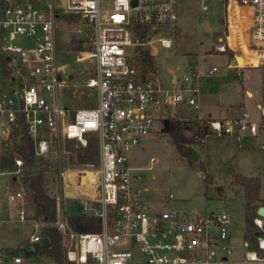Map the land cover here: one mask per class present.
Returning a JSON list of instances; mask_svg holds the SVG:
<instances>
[{
  "label": "built area",
  "instance_id": "1",
  "mask_svg": "<svg viewBox=\"0 0 264 264\" xmlns=\"http://www.w3.org/2000/svg\"><path fill=\"white\" fill-rule=\"evenodd\" d=\"M176 4L177 0H7L0 4V55L8 62L7 87L0 90V145H11L18 130L24 129L38 161L47 157L51 145L60 148L61 140L85 146V137L95 135L93 168L59 170L64 195L82 201L100 219L94 232H72L62 217L58 219L68 262L132 264L134 247L145 264H264L263 216L256 213L253 229L236 243L226 210L186 217L173 210L154 211L142 189L133 184L141 167L129 163L130 154L157 130V121L165 123L173 115L171 109L186 108L197 126L205 128L193 133L201 145L211 136H227L238 147L254 141L264 150V112L257 121L245 110L223 119L198 117L199 82L216 71L215 66L201 73H183L172 87L160 81L153 67L142 70L135 48L153 41L170 46V39L155 36L159 26L177 19ZM224 4L228 29L231 7L242 16L238 29L245 23L246 42L238 41L237 53L241 58L245 55L244 64L264 67V0H224ZM200 9L206 15V0H201ZM60 14L80 19L85 38L79 53L84 54L77 60L94 59L92 75L81 84L93 90L92 106L71 108L60 97L61 87L80 88L71 83L72 74L62 75L57 63L55 21ZM227 48V41L217 46L223 53ZM159 109L162 112L157 114ZM41 130L45 136L39 135ZM154 161L150 157L147 168ZM14 162L18 173L23 161L15 158ZM24 196L19 188L6 197L12 203L22 202ZM1 211L0 205V218ZM17 216L25 221L23 206ZM42 238L35 225L26 251ZM7 261L17 264L22 256L0 245V264Z\"/></svg>",
  "mask_w": 264,
  "mask_h": 264
},
{
  "label": "rangeland",
  "instance_id": "2",
  "mask_svg": "<svg viewBox=\"0 0 264 264\" xmlns=\"http://www.w3.org/2000/svg\"><path fill=\"white\" fill-rule=\"evenodd\" d=\"M200 2L201 0H177V19L170 24L159 26L155 36V38L170 39V46L163 47L159 42L153 41L136 47V53L143 54L147 51L151 55L155 72L160 81L168 87H171L173 76L178 81L183 73H201L215 66L217 70L212 74L204 75L199 82L198 88L204 78L209 85L212 83V94L205 95L206 98L200 95L202 92L198 90L199 100H205L200 105V109L212 110L216 116L218 112L224 114L225 109L232 106L229 108L231 111L236 106L235 109L240 112L245 109L251 112V115L255 116L253 120L257 121L262 117V109L264 110V67L231 68L230 66L237 63L236 55L230 53L228 60L231 65H226L228 62L218 54L217 50V46L225 41L235 47L237 43L238 47L241 43L244 44L242 41L246 39L245 23L242 30L237 27L243 21L242 16L236 8L231 7L230 29H228L224 20L226 10L224 0H206L208 5L206 15L200 9ZM55 34L56 58L61 73L63 76L72 74L71 83L80 85L77 91L71 85L61 87L60 97L63 103L71 108L94 105L93 90L81 86L84 79L92 75L94 59L77 60L84 54L79 51H82L81 44L85 38L79 17L74 14L58 15L55 21ZM238 41L241 43L239 44ZM242 48L245 50L244 46ZM209 54L212 56H206ZM239 59L241 63L246 62L245 55ZM7 63L5 57L0 55V90L7 87ZM148 68L142 66L143 71H148ZM149 70L151 71L152 67ZM247 90L251 95H248ZM170 111L173 115L168 116L165 123L157 121V130L144 138L130 154L129 163L141 167L137 172L140 178H134L133 184L142 189L144 200L150 209H171L180 217L205 211L226 210L231 220L232 237L236 243H239L238 241L246 238L245 234L253 229V224L248 230L246 229L245 215L254 218L257 209L264 207V150L259 147V143L253 141L247 146H253L255 150L251 151V154L240 155L245 146L238 147L227 136H211L201 145L193 136L195 131L200 133L198 123L189 116L187 109L180 107ZM161 112L162 109H159L157 114ZM229 117L233 116L229 115ZM172 124H177L190 141L186 144V148L195 154L194 158L178 154L172 143L170 133ZM39 135L45 136L46 131L41 130ZM93 136L95 135L86 136V141L88 142ZM8 153L17 156L12 145H0V154ZM150 157H154L155 161L151 163L150 168H147L150 165ZM94 164L82 165L75 152V142L61 140L60 148L56 144L51 145L47 157L35 160L33 167L22 166L18 173L14 166L0 168V200L4 207L9 203L6 197L8 192L19 188L25 192L22 204L20 201L9 203L10 213L1 215L0 245L8 246L6 250L9 252L18 251L23 255L21 264H59L46 253L26 257L24 253L29 237L35 225H38L40 235L47 237L50 228L56 227L58 230L56 224L61 217L69 228L70 216L77 213L87 216L95 214L94 211H89L82 201L65 196L59 182L60 169L66 167L91 169ZM35 173H42L44 191L56 199L55 222L46 221L44 213L32 201L31 191L25 179ZM235 173L258 175L262 179L261 196L259 194L262 200L251 203L247 210L242 187L232 182ZM169 194L172 198H169ZM20 206H23L26 212L25 221L18 219L17 210ZM12 218L15 222H10ZM59 236L62 264H76L64 259L65 252L60 233ZM132 251V264H145L144 257L137 249L133 247Z\"/></svg>",
  "mask_w": 264,
  "mask_h": 264
},
{
  "label": "trees",
  "instance_id": "3",
  "mask_svg": "<svg viewBox=\"0 0 264 264\" xmlns=\"http://www.w3.org/2000/svg\"><path fill=\"white\" fill-rule=\"evenodd\" d=\"M2 1V0H0ZM226 52L235 54L231 49L227 48ZM137 61L144 67H153L151 55L146 51L145 53H139ZM200 129V127L198 126ZM200 131L205 132V128H201ZM170 133L172 143L176 147V150L180 156L192 157L187 152L186 144L190 142L188 138L183 134L182 129L177 124L170 126ZM95 136L90 137L85 146H77L75 144V152L77 158L82 165L94 164L97 162V144L94 139ZM13 151L17 156L14 157L11 153L0 154V168H11L14 166V159L20 158L23 161V167H31L35 163L34 157V144L32 139L26 135L24 129L18 130L16 139L12 142ZM33 167V166H32ZM25 182L29 190L31 191V198L35 206L44 213L45 220L49 222H55L57 216L56 199L50 197L43 187L42 173H35L26 177ZM232 182L234 185L242 187L243 200L245 201L246 210L250 208V204L256 201H261L260 193V179L258 177H248L241 173L233 174ZM245 225L248 230L252 226V218L245 215ZM100 228V219L97 216H87L83 213H77L69 217V229L77 232H94ZM60 233V232H59ZM56 227L50 228L47 234L49 239V247L45 252L48 256L54 258L56 262L62 264V254L60 248V236Z\"/></svg>",
  "mask_w": 264,
  "mask_h": 264
},
{
  "label": "crops",
  "instance_id": "4",
  "mask_svg": "<svg viewBox=\"0 0 264 264\" xmlns=\"http://www.w3.org/2000/svg\"><path fill=\"white\" fill-rule=\"evenodd\" d=\"M7 2V0H2V1H0V4L1 5H4L5 3ZM245 40V39H244ZM244 43L246 42V40L245 41H243ZM237 47H235V46H231L230 45V49L232 50V51H234L235 53L237 52V50H235ZM218 54L223 58L224 57V59L226 60V62H228L226 65H231L230 64V61L228 60V58H229V56H230V53L229 52H218ZM206 56H212V54H209V55H206ZM239 58H241L240 56H239V54L237 53V56H236V59H237V63L235 64V65H233V66H230L231 68H235V69H242V68H257V67H263V66H254V65H246V64H244V63H241L240 62V59ZM212 66V64H210V66L209 67H211ZM154 71H155V69H154ZM175 84H177V80L175 81V76H173L172 77V80H171V87L172 86H174ZM168 87V86H167ZM215 88V87H214ZM201 91L200 92H202V94H200V95H203L204 96V98H206L205 97V95H207V94H212V83L209 85V83H206L205 82V78L203 79V81L201 82V84H200V88H199ZM247 93H248V95H251V93H250V91H248L247 90ZM199 102H200V105L201 104H203L204 102H205V100H202V99H200L199 100ZM235 107L236 106H234V108H233V110H231L230 111V109L229 108H232V106H230L228 109H225L226 111H225V113L223 114H221L220 112H218V115H216V116H214V112L212 111V110H201L200 109V111H199V113H198V117H200L201 119H209V118H215V119H222V118H225V117H229V115L230 116H238L239 114H240V110H238V109H235ZM260 108H261V106H260ZM209 109H212V108H209ZM240 109V108H239ZM262 109V108H261ZM245 111H248V110H246L245 109ZM249 112V111H248ZM262 112H264V110L262 109V111H261V113ZM249 114L251 115V112H249ZM251 116H253V117H255L254 115H251ZM229 138V137H228ZM230 139V138H229ZM231 140V139H230ZM138 147V146H137ZM137 147H135L134 149H136ZM255 147H248V146H246L244 149H242V152H241V154L240 155H247V154H251V151H253V150H255L254 149ZM134 149H133V151H134ZM137 167V166H136ZM236 174V173H235ZM241 174H243V173H241ZM244 176H248V177H258L259 179H260V183H261V187H262V179H261V177L260 176H258V175H253V174H243ZM260 187V196H261V188ZM21 204H22V202H21ZM0 205H1V209H2V211H1V215L3 216L4 214H6V213H10V208H9V203H7V206H3V203H2V201L0 200ZM152 210H154V211H161V210H167V209H158V210H155V209H152ZM169 210H171V209H169ZM10 222H15L14 220H13V218H12V221H10ZM1 246L3 247V248H5V249H7L6 247H8V246H6V247H4L5 245H3V244H1ZM18 252V251H17ZM18 254L20 255V253L18 252ZM25 254V253H24ZM44 254V253H43ZM22 256V261L20 262V263H17V264H21L22 262H23V255H21ZM31 256V255H30ZM26 257H29V256H26ZM6 264H15V263H11L10 261H7L6 262Z\"/></svg>",
  "mask_w": 264,
  "mask_h": 264
},
{
  "label": "water",
  "instance_id": "5",
  "mask_svg": "<svg viewBox=\"0 0 264 264\" xmlns=\"http://www.w3.org/2000/svg\"><path fill=\"white\" fill-rule=\"evenodd\" d=\"M133 4H135V1L133 2ZM220 20L222 21V18ZM77 144L79 145L80 143L78 142ZM187 152L189 153V155L192 158L195 157V154L192 151L187 149ZM69 197L72 198V196H69ZM257 214L264 217V207H259L257 209ZM49 243H50L49 239L47 237H43L41 239V241L33 244L34 249H30V250L25 251V255L26 256H30L33 254L41 255L47 251V249L49 247Z\"/></svg>",
  "mask_w": 264,
  "mask_h": 264
}]
</instances>
